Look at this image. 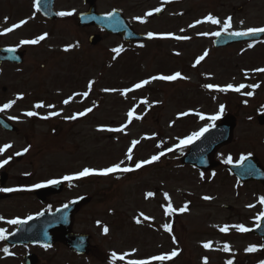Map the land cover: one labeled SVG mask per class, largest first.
<instances>
[{"label":"rangeland","instance_id":"1","mask_svg":"<svg viewBox=\"0 0 264 264\" xmlns=\"http://www.w3.org/2000/svg\"><path fill=\"white\" fill-rule=\"evenodd\" d=\"M35 3L0 0V48L25 55L20 66L0 65V108L11 104L0 112L17 131L0 130V148L8 146L0 152V171L9 174L6 186L20 194L6 203L11 211L5 216L27 218L42 209L91 199L73 221V233L90 236L86 255L75 257L57 244L41 253V264L264 262L261 239L234 227L257 224L264 213V188L239 185L225 169L249 155L264 166V126L256 120L264 116V72L256 71L264 69V40L251 47H212V33L264 28V0H97V13L120 11L137 33L153 35L149 43L126 46L101 33L96 47L87 40L98 31L77 26V16L87 12L82 0H55L56 19L51 22ZM157 8L163 11L160 18L154 17ZM209 15L219 23L207 21ZM225 20L231 25L227 31ZM21 21L20 27L5 31ZM41 35L45 38L38 43H22ZM177 72L181 76L173 81L151 79ZM144 80L149 83L134 87ZM227 114L234 116L236 127L232 144L216 153L223 167L199 173L179 164L190 146L180 141L209 130ZM22 152L26 154L19 158ZM161 152L158 161L135 167ZM115 164L132 170L63 179L84 168L99 172ZM58 179L65 182L62 193L40 205L30 192ZM225 226L228 231L221 232ZM205 243L211 247L206 249ZM250 246L256 251H246ZM173 251L177 255L171 256ZM21 254L7 253L1 245L0 264H21L11 256ZM159 256L171 258L153 259Z\"/></svg>","mask_w":264,"mask_h":264},{"label":"water","instance_id":"2","mask_svg":"<svg viewBox=\"0 0 264 264\" xmlns=\"http://www.w3.org/2000/svg\"><path fill=\"white\" fill-rule=\"evenodd\" d=\"M37 8L43 16L50 20L55 19L52 11L54 0H36ZM85 4L89 5V11L78 17L80 28H87L93 26L104 30L107 34L119 37L126 43L148 40L147 37L136 34L131 28L125 18L120 12L113 11L107 16L96 14L95 2L96 0H84ZM161 12L156 16L160 17ZM264 36V32L256 33L254 35L235 36V35H219L214 41L215 48L228 47L230 44L239 42L258 41ZM100 36H90L88 39L89 45L97 46L101 41ZM24 55L22 52L10 50L6 48L0 49V64L7 62L10 64H22ZM259 125H264V118L257 119ZM0 127L4 131H14V128L0 118ZM235 128V121L232 116H225L221 118L220 123L212 127L209 131L201 136L198 140L191 144L190 149L180 161L183 165L192 166L199 171H209L218 167V163L214 161L215 152L222 148V146L229 145L233 137V129ZM228 171L231 175H235L238 181L242 184L246 182H258L264 186V171L260 164L253 157L244 158L240 163L228 166ZM6 180V176L1 174V184ZM62 190V183H53L51 186L41 188L36 192L40 200L52 194H58ZM89 199H82L74 201L70 205L57 210L56 212L42 213L39 217L32 219L28 223L21 224L19 230L9 238L7 244H35L38 246L50 247L55 242H60L68 247L72 252L79 255L86 253L89 237L82 235H73L72 222L74 213H76L84 204H88ZM264 241V216L260 223L254 229L247 231ZM26 257L25 264H36L33 257ZM34 259V260H33Z\"/></svg>","mask_w":264,"mask_h":264},{"label":"snow or ice","instance_id":"3","mask_svg":"<svg viewBox=\"0 0 264 264\" xmlns=\"http://www.w3.org/2000/svg\"><path fill=\"white\" fill-rule=\"evenodd\" d=\"M155 11L159 12L160 9L157 8L155 9ZM70 13H64V12H60V13H57V15H60V16H64V15H69ZM152 13L149 12L148 15H151ZM206 20L211 22V23H219V21H217L216 19H214L211 15H209L208 17H206ZM200 21H197V23H199ZM25 23L24 21H21L19 24H15V25H12V27L10 28H7L5 31L6 32H10L12 30H14L15 28H18L21 26V24ZM224 24V27H223V30L224 31H227V29L231 26L230 25V21L229 20H225L223 22ZM260 32H264V28H249L247 29V31H244V32H234V33H231V35H235V36H245V35H254L256 33H260ZM213 35H217L219 36L220 35V32H216V33H212ZM149 37H151L153 34L152 33H149L148 34ZM45 38L44 35H41L40 37H38L37 39L35 40H25V41H22V43L24 44H34V43H38L39 40H43ZM177 39H187L188 37H176ZM249 47H251V45H249ZM114 51H119V49H114ZM208 53L205 52L204 55L200 56L199 58H197L196 60V63L199 64L200 61H202L204 59V57L207 55ZM256 71H261V72H264V69H257ZM181 76V74L179 72L173 74V75H160V76H153L151 79L152 80H156V79H159V80H165V81H173V80H176L177 78H179ZM149 83L148 80H144L138 84H136L134 87L135 88H140L142 87L143 85ZM205 87L207 88H212L213 86L212 85H205ZM233 86L232 85H227V88L228 89H231ZM240 87H243V85H241ZM221 90H224V89H221ZM237 91H239V88L235 89ZM84 95L86 96L87 93H84ZM248 95H252L251 92L248 93ZM65 103H67L68 101H64ZM11 104H5L3 106V108H0V111H2L3 109H6L8 107H10ZM42 105L40 104H37L36 107L39 108L41 107ZM223 109V106H221V110ZM91 109H89L90 111ZM28 116H32V115H35V113L33 112H28L26 113ZM56 113H52V115H55ZM80 115H83V113H81ZM129 117L132 116V113L129 112L128 113ZM74 118V117H73ZM203 118V117H202ZM218 117L217 116H213L211 117L210 119L212 120H215L217 119ZM207 131V128H203L201 129L199 132H196V133H193L191 136L187 137L186 139H183L180 141V144L181 145H185V144H190L192 143V141L194 139H198L201 135H203V133ZM133 143H136V142H133ZM8 147L7 145L4 146L3 148H0V152H3L5 150V148ZM24 151H27V149H25ZM132 149L130 148L129 149V153H131ZM168 151H172V149H168ZM164 153L161 152L159 155H153L149 160H145V161H142V162H138L136 163L135 167L138 169L140 168L143 164H149V163H152L154 161H158L160 159V156H162ZM17 155H19V153H17ZM131 158V156L129 155V159ZM8 161H3L2 163H7ZM230 162V161H229ZM0 166H2V164H0ZM132 169L130 168H121L119 164H115V165H112L111 167H108V168H105V169H102V170H99V172H96L95 170L93 169H90V168H84L82 171H80L79 173H77L75 176H65L63 179L65 180H72V179H78V178H81V177H85V176H88L90 174H99V175H107L109 173H112V172H116V171H123V172H128V171H131ZM49 183H56V181H49ZM41 185H35V187H40ZM13 189H0V191H12ZM148 195H152V193H149ZM166 195V198H167V194ZM204 199H209V197H204ZM262 204H264V198H261V201H260ZM186 207V206H185ZM171 205L169 204V207L167 209V211H171ZM185 208H181L180 211H184ZM261 216H264V213H261ZM28 219H32V217H28ZM24 221H21L19 219H14V220H11L9 221V223L11 224H20V223H23ZM139 222V221H137ZM236 227V229L240 232H246L248 231L249 229L245 228L243 225H236L234 226ZM164 228L165 230H170V226L169 225H164ZM105 232H107V228L104 229ZM220 231L221 232H227L228 231V226H225V227H222L220 228ZM3 232L0 231V239H3ZM206 249L207 248H210L211 247V244L210 243H205L203 245ZM225 251H228V246L225 245V248H224ZM5 251H7V249H5ZM246 251L248 252H253V251H256V248L255 246H250L249 248L246 249ZM113 258L115 259L116 258V254L113 253ZM177 255V253L175 251H173L171 253V256H175ZM171 256H159V257H154L153 259H158V260H165V259H170ZM120 259H123V257H119ZM129 264H147V262H144V261H129ZM205 264H207V260L205 259ZM228 264H232V261L229 260L228 261ZM261 264H264V262H261Z\"/></svg>","mask_w":264,"mask_h":264},{"label":"flooded vegetation","instance_id":"4","mask_svg":"<svg viewBox=\"0 0 264 264\" xmlns=\"http://www.w3.org/2000/svg\"><path fill=\"white\" fill-rule=\"evenodd\" d=\"M0 189H11V188H9L7 186H4V187H0ZM30 193L33 195L34 199H36V197L34 195V192H30ZM19 195L18 194L14 195L12 191H7V192L6 191H0V210L5 209V211H0V231L3 232V237H5L6 235L10 234V232H12L15 229L16 224H11V223H9V221L19 218V217H15L13 215H11L9 217H6L5 216L6 214H8L11 211V208H8V206L6 205V203H8L9 200L11 202L14 197L18 198ZM49 199H46L44 201L43 205H47V202H48ZM45 210L52 211L53 209L50 210V208H47ZM38 213L39 212H37L35 214L34 213H31V216L30 217H32L33 215H36ZM20 219H24V218H20ZM26 219H28V217ZM0 240H2V239H0ZM3 241H4V238H3ZM6 249H7V251H11V250L12 251H20V254L22 253V250H24V253H26V254L36 253L39 258H40L41 253H43V251L45 250V249L42 250V249L35 248V247H32V248L31 247H22V248H19V247H11V248H6ZM11 256L16 261H20L22 263V257L24 255L22 257L21 256L20 257L19 256L15 257L14 255H11ZM41 263H42V261H41Z\"/></svg>","mask_w":264,"mask_h":264}]
</instances>
